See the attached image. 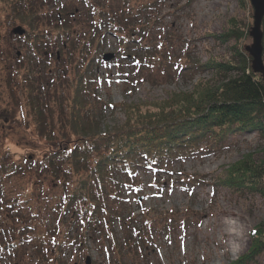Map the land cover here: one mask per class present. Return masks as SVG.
Wrapping results in <instances>:
<instances>
[{"label":"rangeland","instance_id":"obj_1","mask_svg":"<svg viewBox=\"0 0 264 264\" xmlns=\"http://www.w3.org/2000/svg\"><path fill=\"white\" fill-rule=\"evenodd\" d=\"M35 1L42 3L41 13L50 9L55 11L58 3L68 6L72 12L77 8V19L73 22L71 20L70 30L79 32L89 29L90 22L86 18L91 17L85 13L87 3L93 4L97 10H103L109 5H120L117 1L99 0H87V3L85 0H57V3H52L51 0ZM139 2L131 0L133 10ZM247 2L242 7L239 0H194L187 6L186 0H159L137 16V23L134 24L137 29L138 23L149 20L151 32L142 37L136 36L137 41H131L126 51L119 53L121 45L118 38L112 31L101 27V32H106V36L101 37L100 44L93 43L84 58L78 49L76 52L71 49L61 51L57 61L48 56L51 62L49 67L64 69L63 72L60 69L58 79L65 84L76 80L77 73L83 69L82 63H85L88 71L85 96L91 104L97 105V109L94 108L93 111L98 113L99 126L104 131L122 124L125 119L124 104L144 101L159 103L175 93L190 91L199 78L209 77L208 73H203L196 75L193 81H187L175 73L168 77L165 71L171 72L173 66L179 67L181 61L229 57L231 52L228 48L233 42H217L210 34L221 33L229 24L237 22L240 27L248 29V36L241 40V46L248 51L252 44L250 31L253 8L249 0ZM2 18H5V13L0 12V20ZM94 22L98 23V20ZM17 25L24 28L18 21L0 25V54L3 55L0 56V65L6 64L3 59L10 62L13 54L14 58H20L24 53V41L11 33L12 28ZM121 26L123 24L120 22L114 29L123 38L132 33L131 26ZM261 31V43L264 46V18L261 21ZM139 45L143 48H133ZM150 48L155 51L152 52ZM93 51L99 52L98 60L91 61ZM105 53H114V57L104 61L101 58ZM143 53H151L152 58L161 57L162 60L158 62L157 58L149 65H139L137 54ZM262 60L264 61V52ZM55 83L59 84L57 81ZM70 83L66 86L60 84L66 94L72 89ZM0 92L1 146L10 152L14 160L21 162L29 157V160L38 161L50 146H57V142H48L36 134L34 123L23 102L17 97V90L9 92L0 84ZM103 105L105 107L101 111ZM249 154L255 160L264 157V139L256 132L231 134L214 150L175 160L165 168L166 171L139 169L122 187L120 195L121 203L124 204L116 209L120 217L113 218L112 226H109L105 215L98 217L94 230L85 229L83 243L79 242L82 240L81 223H85V216H80L82 220L79 223L70 212L63 210V205L57 207L59 192L54 181L49 177L36 178L31 173L21 178L16 177L13 180L16 184L8 187L10 192L7 197L4 200L0 198V264H45L40 260L35 242H24L31 235V229L32 233L41 234V239L45 241L44 248L58 247V253L62 255L61 264H85L86 258L89 264H116L112 252L116 247L113 245H125V239L137 236L132 226L136 221L164 216L170 211L189 216L191 221H188V229L179 226L170 230V234L155 233L145 240L147 243L143 247L144 251L137 245L134 251L126 254L124 264H229L247 250L250 230L264 219V199L258 194L234 193L213 184L226 169ZM190 174L201 176L206 185L203 183L194 188L188 185L186 188L179 181ZM118 178L125 180L123 175ZM13 181H7L6 184ZM21 189L27 193L26 196L21 193ZM16 198H20L23 205L21 212L17 213L7 206L9 200ZM26 205L32 208L30 215L26 212ZM224 207L230 208L237 217V249L233 244L228 245L229 239L223 234V226L216 217ZM122 219L127 221L125 227ZM14 242H17L15 246L19 248L11 246ZM251 264H264V254Z\"/></svg>","mask_w":264,"mask_h":264},{"label":"trees","instance_id":"obj_2","mask_svg":"<svg viewBox=\"0 0 264 264\" xmlns=\"http://www.w3.org/2000/svg\"><path fill=\"white\" fill-rule=\"evenodd\" d=\"M99 1H117L120 5L97 10L85 0L88 4L85 13L91 17L86 18L90 22L89 29L79 32L70 30L71 20L73 22L77 18H68L69 12L77 14V9L72 12L68 6L58 3L55 11L50 9L41 13L43 5L39 1L0 0V12L5 13L0 25L18 21L25 29L23 35H17L25 43L24 53L21 52L20 58H14L13 54L10 62L6 58L2 60L6 64L0 65V84L9 92H19L17 97L34 123L36 134L48 142H57V146H50L38 161L27 157L21 162L12 159L10 152L0 143V198L4 200L7 197L10 192L8 187L16 184L13 181L16 177L29 173L36 178L49 177L58 187L57 207L63 205V210L70 212L77 222L82 220L80 216H85L79 243L85 241V229L94 230L98 217L105 215L109 226H112L113 218L120 217L116 209L123 203L120 195L122 187L139 169L166 171L165 168L175 160L214 150L231 134L256 132L264 139V80L259 72L253 71L252 58L241 46L249 34L248 29L240 27L237 22L229 24L221 33L210 34L217 42H233L228 48L231 52L229 57L181 61L179 67L173 66L171 72L165 71L168 77L175 73L187 81H193L196 75L203 73H208L209 77L199 78L190 91L175 93L159 103L124 104L125 119L122 124L102 131L98 113L93 111L97 105L91 104L85 96L88 82L85 63H82L83 69L77 73L74 82L63 84L58 76L60 69L62 72L64 69L57 66L50 68L48 56L57 61L61 51L71 49L76 52L78 49L84 58L93 43H101V37L104 38L106 33L101 32L103 29L112 31L118 38L121 45L119 53L126 51L131 41H137L136 36L142 37L151 32L149 20L138 23L137 29L134 24L137 23V16L159 0H139L134 10L131 0ZM193 1L186 0V5ZM239 1L242 7L248 3L247 0ZM96 20L98 23L94 22ZM120 22L123 24L121 27L131 26L132 33L126 38L114 29ZM133 48L139 50L143 47ZM137 55L139 65H149L158 58H152L151 53ZM92 59H99L98 51H93ZM160 59L157 61L160 62ZM69 83L72 89L66 94L60 84L66 86ZM120 175L125 180H120ZM218 179L214 186L220 185L234 193L251 192L264 199V157L255 160L249 154L226 169ZM7 181L13 182L7 185ZM179 182L184 183L186 188L204 183L201 176L192 174L184 176ZM21 193L27 195L22 189ZM19 199L7 203L16 213L21 212L23 206ZM26 212L30 215L32 208L26 205ZM189 219L183 213L170 211L164 216L134 222L132 226L137 236L125 239V245H113L116 247L112 251L115 263L124 264V256L134 251L137 245L144 251L147 239L155 233L170 234V230L179 226L188 229ZM122 221L125 227L127 221ZM30 231L31 235L24 242H35L40 260L45 264H61L62 255L58 253V247L44 248L41 234L32 233L33 229ZM249 241L247 250L229 264H251L264 254V219L250 230ZM16 243L7 245L17 249L19 246H15Z\"/></svg>","mask_w":264,"mask_h":264},{"label":"water","instance_id":"obj_3","mask_svg":"<svg viewBox=\"0 0 264 264\" xmlns=\"http://www.w3.org/2000/svg\"><path fill=\"white\" fill-rule=\"evenodd\" d=\"M253 8V22L250 35L252 38V44L248 50L252 60L251 67L253 71L259 72L264 80V61L262 60V31L261 21L264 15V0H249ZM12 33L22 35L24 28L20 25L12 28ZM114 57V53H105L102 55V60L108 61ZM85 264H89L88 258L85 260Z\"/></svg>","mask_w":264,"mask_h":264},{"label":"bare ground","instance_id":"obj_4","mask_svg":"<svg viewBox=\"0 0 264 264\" xmlns=\"http://www.w3.org/2000/svg\"><path fill=\"white\" fill-rule=\"evenodd\" d=\"M218 222L223 226V234L228 237V245L233 244V247L237 249L235 241L239 239V232L237 217L234 212L227 207H224L216 214Z\"/></svg>","mask_w":264,"mask_h":264},{"label":"flooded vegetation","instance_id":"obj_5","mask_svg":"<svg viewBox=\"0 0 264 264\" xmlns=\"http://www.w3.org/2000/svg\"><path fill=\"white\" fill-rule=\"evenodd\" d=\"M57 0H55V2H56ZM75 10L77 9V8H74ZM69 12V11H68ZM69 16H71V18H75V16H76V14H73V13H71V12H69ZM60 18V17H59ZM262 18H264V15H263V17ZM263 46V45H262ZM263 48H264V46H263Z\"/></svg>","mask_w":264,"mask_h":264}]
</instances>
